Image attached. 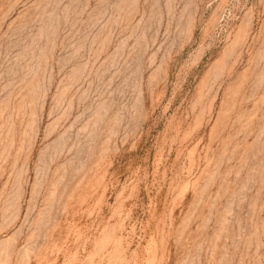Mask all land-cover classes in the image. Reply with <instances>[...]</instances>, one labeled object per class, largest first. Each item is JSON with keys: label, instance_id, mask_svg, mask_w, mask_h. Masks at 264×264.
Segmentation results:
<instances>
[{"label": "rangeland", "instance_id": "obj_1", "mask_svg": "<svg viewBox=\"0 0 264 264\" xmlns=\"http://www.w3.org/2000/svg\"><path fill=\"white\" fill-rule=\"evenodd\" d=\"M0 264H264V0H0Z\"/></svg>", "mask_w": 264, "mask_h": 264}]
</instances>
